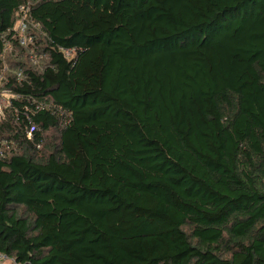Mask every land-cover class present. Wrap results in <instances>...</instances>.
I'll use <instances>...</instances> for the list:
<instances>
[{
	"label": "trees",
	"instance_id": "1",
	"mask_svg": "<svg viewBox=\"0 0 264 264\" xmlns=\"http://www.w3.org/2000/svg\"><path fill=\"white\" fill-rule=\"evenodd\" d=\"M4 64L56 108L0 159V264H264V0H0Z\"/></svg>",
	"mask_w": 264,
	"mask_h": 264
},
{
	"label": "built area",
	"instance_id": "2",
	"mask_svg": "<svg viewBox=\"0 0 264 264\" xmlns=\"http://www.w3.org/2000/svg\"><path fill=\"white\" fill-rule=\"evenodd\" d=\"M38 28L39 26L33 24L29 19V8L25 5L20 6L16 11V20L12 28L6 32L8 34L12 33L11 38L8 39V34L1 35L3 40V52L12 50L13 39H15L20 46L25 48L35 45L36 40L33 35V30ZM59 49L67 59L70 60L73 57V51L70 49L62 47ZM29 58L36 64L39 59V54L30 53ZM9 74L10 71L7 64L0 67V159H7L19 152L21 149L19 138L23 136L32 141L36 148H39L41 143L37 142L38 139L36 135L39 131V127L34 122L33 115L40 111H50L54 113L56 108L55 103L46 98H37L30 95L26 96L13 91V89L9 87ZM12 74L16 83H22L26 79L22 70ZM8 115L12 116L15 130L12 133L3 134L4 130L2 131V126L7 121ZM69 122L70 118L69 115H67L62 122V126L67 125ZM3 260H6V257L0 255V261Z\"/></svg>",
	"mask_w": 264,
	"mask_h": 264
}]
</instances>
